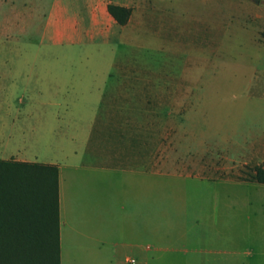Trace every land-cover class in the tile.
I'll list each match as a JSON object with an SVG mask.
<instances>
[{"label": "rangeland", "instance_id": "374dc122", "mask_svg": "<svg viewBox=\"0 0 264 264\" xmlns=\"http://www.w3.org/2000/svg\"><path fill=\"white\" fill-rule=\"evenodd\" d=\"M52 2L0 0V101L22 95L29 104L0 109V121L8 119L5 128L17 133L18 148L22 145L18 157L94 167L99 158L84 153L86 139L103 109L93 103L138 102L140 108L128 110L141 119L134 148H151L147 128H155L157 162L147 165L155 171L149 177V222L142 198L132 199L136 188L117 183L109 172L101 187L102 228L109 241L123 229L154 230L155 240L143 242L152 246L149 251L109 244L106 264H130L126 257L134 264H264V185L225 179H251L256 167H264L249 136L264 123V0L109 3L128 9V20L118 38L117 28L108 30L114 64L99 94L94 81L108 64V50L73 43L80 32L95 38L107 32L99 22L81 31L62 22L47 27ZM10 65L27 70L25 90L4 85ZM34 66L40 70V92ZM59 76L75 85L56 90L51 82ZM17 80L24 84L25 77L18 74ZM95 127L98 133L100 125ZM102 129L95 147H126L117 127ZM162 154L170 160L160 162ZM114 161L108 158L106 165L113 167ZM140 178L142 194L146 175ZM187 248L200 252L185 253Z\"/></svg>", "mask_w": 264, "mask_h": 264}, {"label": "crops", "instance_id": "0c3cea01", "mask_svg": "<svg viewBox=\"0 0 264 264\" xmlns=\"http://www.w3.org/2000/svg\"><path fill=\"white\" fill-rule=\"evenodd\" d=\"M114 3L122 6H134L133 0H53L49 14L46 18L45 25L47 27L58 25L62 22V25L77 26L80 31L86 28H92L95 22H99L102 29L107 32L102 38H95L88 34V32H80L81 37L73 44L77 46H92V47H104L108 50L107 66L101 72L96 75L94 81L95 91L97 94L104 91L105 82L109 77L111 68L113 67L114 57V44L113 36L109 33L110 28H117V38L120 36V31L125 26L118 25L117 22L109 15L107 11V5ZM58 14H64L59 19ZM261 18V16H259ZM61 25V24H59ZM50 26V27H51ZM76 27V28H77ZM83 33V35H82ZM43 38V35H42ZM41 38V40H42ZM116 38V39H117ZM52 43V42H51ZM43 44V41H40ZM34 87L36 92H40L42 87V80L40 79V70L34 66ZM27 71L18 70L14 65H10L4 71V85L11 86H23L24 90L28 84ZM25 77L24 84L17 80V75ZM61 77V76H59ZM51 85L56 90L72 88L75 85L74 81L67 79L66 77L55 78ZM4 98V95H3ZM94 105H98L102 110L100 116L92 121V132L88 139H86L87 149L84 153H90L93 156L99 158V164L92 167L89 164L83 162L71 163L66 161L64 163L50 162L49 164H55L58 167L59 175V255L60 264H106L107 257L106 252L108 245L111 244L113 249H128V248H140L144 250H151L152 246L147 243L143 244L145 240H155L154 230L139 232L137 230H121L116 232V238L109 241V234L106 228H102V196L105 192L102 190V184L106 181L108 173L111 176L114 174V180L123 186L136 188L132 190V199L136 198V202L139 203L140 197L142 198V211L143 217L147 216L149 222L150 217V173L154 175V169L150 171L147 165L152 163L153 168L156 165V148H155V128H147V143L149 146L151 142V148L147 150H138L134 148L133 139L140 134V117L139 115L134 116L128 110L134 108H140V103L133 102H115V101H101ZM29 105L25 98L21 95L20 99L17 100H2L0 101V109L5 108L9 110L12 106L15 109L24 108ZM7 117H10V112L4 113ZM6 117V116H4ZM8 119L4 118V122L0 121V157L3 160H15V161H26L20 159L18 156L21 154L22 145L19 148L17 145V133L12 130L5 128ZM149 121V119H148ZM149 124V122H147ZM98 133L96 132L99 126ZM115 126L118 131L123 132L126 136V147L125 148H105L100 149L95 147L97 145L98 137L102 132V126ZM251 126H255L256 123H251ZM259 127H253L250 129L249 136L251 137L250 148L256 151L255 155L264 156V123L258 124ZM151 130V133H150ZM117 131V130H116ZM101 141V140H100ZM99 144V141H98ZM150 147V146H149ZM161 157L160 162L166 163L170 159L169 155L165 154ZM115 160L113 167L106 165L107 160ZM142 158V160H141ZM142 161V162H141ZM29 162V161H26ZM44 163V162H40ZM143 163V165H141ZM146 163V165H145ZM205 174V173H204ZM140 175L145 176L143 179L146 184V191L142 194L139 190L140 186ZM209 174H207V177ZM214 175V174H213ZM212 175V176H213ZM113 177V176H112ZM214 177V176H213ZM229 181H234L240 184L246 183H258L252 179H235L225 177ZM152 210V209H151ZM134 212L140 213V206L138 205ZM128 214V213H127ZM106 226V225H105ZM199 253L200 249L184 250L185 253L189 252ZM225 252V251H222ZM231 254H235L233 251ZM264 255V252L261 253ZM81 260V261H80ZM125 261L134 264L136 261L133 258L126 257Z\"/></svg>", "mask_w": 264, "mask_h": 264}, {"label": "trees", "instance_id": "16d2710c", "mask_svg": "<svg viewBox=\"0 0 264 264\" xmlns=\"http://www.w3.org/2000/svg\"><path fill=\"white\" fill-rule=\"evenodd\" d=\"M107 9L127 22L128 9ZM251 179L264 183V167ZM59 228L58 167L0 159V264H60Z\"/></svg>", "mask_w": 264, "mask_h": 264}]
</instances>
